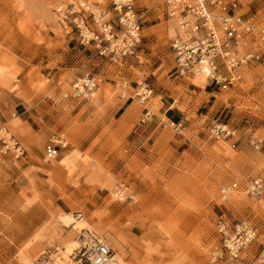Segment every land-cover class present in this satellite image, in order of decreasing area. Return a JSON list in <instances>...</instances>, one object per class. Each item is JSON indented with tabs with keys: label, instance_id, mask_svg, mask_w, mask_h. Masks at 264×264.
Here are the masks:
<instances>
[{
	"label": "rangeland",
	"instance_id": "1",
	"mask_svg": "<svg viewBox=\"0 0 264 264\" xmlns=\"http://www.w3.org/2000/svg\"><path fill=\"white\" fill-rule=\"evenodd\" d=\"M68 1L0 0V111L7 116L0 120V135L5 127L27 151L19 158L0 154V264H51L56 248L78 234L59 215L77 212L122 263L258 264L264 255V193L251 197L235 190L222 197L219 189L256 175L264 165V64L246 68L237 86L222 91L203 86L196 76L183 78L190 89L196 85L192 94L198 98L182 95L186 103H179L180 109L194 126L177 132L154 97L171 87L174 68L169 39L176 29L172 34L161 1H135L137 12L144 13L140 57L123 65L97 60L84 65L85 53L57 22L55 8ZM237 2L238 13L264 24V0ZM78 64L81 71L75 72ZM89 70L105 73L92 97L64 98L71 82ZM54 71L59 72L54 76ZM204 88L213 93L198 107L208 98ZM5 89L16 95L24 91L28 101L40 93L54 97L57 91V98L73 103L57 117L49 137L40 139L26 122L5 111ZM145 111L151 119L142 122ZM16 118L17 129L10 125ZM216 123L226 124L233 136L216 139L210 131ZM55 134L67 144L46 155ZM120 184L131 199L113 196ZM220 218L229 229L247 220L259 232L228 263L217 227ZM213 255L222 259L213 260Z\"/></svg>",
	"mask_w": 264,
	"mask_h": 264
},
{
	"label": "built area",
	"instance_id": "2",
	"mask_svg": "<svg viewBox=\"0 0 264 264\" xmlns=\"http://www.w3.org/2000/svg\"><path fill=\"white\" fill-rule=\"evenodd\" d=\"M104 1L106 3L103 5L96 1L91 5L85 3L80 6L69 2L56 11L62 17L63 30L66 34L72 33L79 49L85 53L84 65L94 60L123 65L129 58L139 59L138 48L143 37L141 19L144 13L137 12L136 0ZM160 1L163 14L176 25V33L169 39L174 77L187 78L200 74L206 79L205 86L222 91L237 86L246 68L264 64V24L256 21L253 15L238 13L237 0ZM239 46H243L241 50ZM82 64L74 66L75 72L81 71ZM104 78L103 71H82L71 82V91L66 92L63 97L88 100V96ZM260 81L264 84V75L260 77ZM114 83L117 86L118 83ZM124 85L121 83L120 87ZM142 85L145 91L151 92L147 83ZM144 117L142 122L150 121L149 111L145 112ZM169 124L177 132L183 127L181 121H170ZM226 127V124L216 123L211 125L210 131L215 138H230L234 131ZM64 146V137L53 135L45 146L46 155L57 152L58 148ZM231 147L234 148L235 143ZM259 147L260 145L255 144V148ZM26 153L17 139L3 133L0 135L1 155L19 158ZM49 160L46 157L43 162L47 163ZM233 190H242L251 197L261 196L264 193V165L254 176H242L223 184L219 193L226 197ZM117 194H123V198L119 196L120 200L132 198L124 186H119ZM217 227L223 235V251L229 256L223 257L226 263L237 257L259 235L257 226L247 220H240L229 229L225 220L220 218ZM69 256L73 264H121L111 245L96 234L79 235ZM221 256L213 255V260ZM261 260L259 264H262Z\"/></svg>",
	"mask_w": 264,
	"mask_h": 264
},
{
	"label": "crops",
	"instance_id": "3",
	"mask_svg": "<svg viewBox=\"0 0 264 264\" xmlns=\"http://www.w3.org/2000/svg\"><path fill=\"white\" fill-rule=\"evenodd\" d=\"M97 64L98 63H96V65ZM22 67H23L22 68L23 71H26L28 66H23L22 64ZM58 72L59 71H54L53 72L54 76L55 73ZM171 81H172L171 87H168L167 89L158 90V92H155L154 97L157 96L159 98L160 112L163 113V115L167 118V120L174 122L181 121L184 124L182 130H186L187 132H189L191 128L194 126L193 122L187 121L186 112L180 109L179 103L181 102H184V104L186 103V100L182 96L184 93L187 96L189 93L191 97L197 96L196 94H192V92L196 93L195 86L191 85L194 88L190 89L189 87L190 84L188 85L185 84L183 78H176L174 76ZM131 87L133 89L135 88V86L132 85ZM180 87H185V89H181ZM106 88L107 87H105L104 94L106 92L107 93L109 92L106 91ZM203 91L206 94H208V98L203 99L199 103L198 107L207 103L210 100V97L212 96L213 93V91H208L206 88H204ZM2 92H3L2 94H4L5 96H3L4 101L1 102L3 103L6 101V105H7V107L4 108L5 111L8 112V114H10L11 117L13 116L18 117L22 122H26L28 126L31 128L32 132L34 134H37L40 139H45L49 137V135L51 134V129H53L58 124L57 117L60 118L62 115H64V112H66L67 107H69L73 103V102H68V100L57 98L56 97L57 91L54 92L55 94L54 97H50V96L46 97L45 95H43V93L42 94L40 93V94H36L29 101L27 99L28 96L27 94H25L24 91H22L20 95H16L15 93H13L11 89H5ZM129 98H127L124 101V103L120 104L119 106L124 107V105H127L128 104L127 101H130ZM196 98H198V96ZM6 119L7 116L2 111H0V120L6 121ZM19 119L16 118L11 120L10 125L12 128L14 127L17 129V126L20 122ZM142 120L143 119H141V121ZM182 143H185V140H183ZM170 145L173 148V142H171ZM26 161L29 165L30 160H26Z\"/></svg>",
	"mask_w": 264,
	"mask_h": 264
},
{
	"label": "bare ground",
	"instance_id": "4",
	"mask_svg": "<svg viewBox=\"0 0 264 264\" xmlns=\"http://www.w3.org/2000/svg\"><path fill=\"white\" fill-rule=\"evenodd\" d=\"M96 1H99V3H100V5H103V3L102 2H105L104 0H93V1H90V0H70V1H68L67 3H69V2H71V3H75L77 6H80V5H85V3H87L88 5H91V3L92 2H96ZM66 3V4H67ZM65 3H62V4H59L56 8H55V12L57 11V9L58 8H63L65 5H66ZM105 4V3H104ZM56 15H57V22H59L58 24L60 25V26H63V22H61V21H63L62 20V17H61V15H59V14H57V12H56ZM169 20V22H170V29H171V33L173 34V28L176 26L174 23L175 22H173V20H170V19H168ZM169 28V27H168ZM175 33H176V31H175ZM174 33V34H175ZM262 45H264V43H262ZM252 46H254V44H252ZM240 47V50H241V48L243 47V46H239ZM173 56V55H172ZM83 61H84V59H82ZM115 67V66H114ZM244 72V71H243ZM197 77L196 79L197 80H199V81H201L202 82V84H203V86L205 85V82H206V79H205V77L203 76V75H200V74H195V75H193L192 77ZM188 78V77H187ZM101 84V83H100ZM99 84V85H100ZM123 84H124V82H123ZM118 85V84H117ZM201 86V85H200ZM99 87V86H98ZM96 91V90H95ZM94 91V92H95ZM107 91V90H106ZM94 92H92L89 96H88V98H90V97H92V95H93V93ZM149 92V91H148ZM145 94V93H144ZM106 95H107V93H106ZM143 99H145L144 97L142 98V100ZM140 104H142L141 102H140ZM1 131H2V133L5 135V136H7V137H12V138H14L12 135H10L9 134V132L7 131V129L5 128V127H3V128H1ZM56 135V134H55ZM57 136L58 137H64V136H62V135H58L57 134ZM15 139V138H14ZM64 139H65V146H66V144H67V142H66V138L64 137ZM216 139H222V138H216ZM23 146V145H22ZM64 146V147H65ZM24 147V146H23ZM55 153H56V151H55ZM51 155V154H50ZM74 171V170H73ZM72 172V170H70V172L69 173H71ZM119 186H123L122 184H120ZM119 186L116 188V190H115V192H114V197L116 198V199H118V200H120V198H123V194H120V195H118L117 194V189L119 188ZM233 191H235V190H233ZM232 192V191H231ZM119 196H120V198H119ZM59 220L61 221V222H63V223H65V225L66 226H72V227H75L76 229H78V234L76 235V237H75V239L74 240H71L70 242H68V243H66V245H65V247L64 248H62V247H58V248H56V250L51 254V264H73V261H72V259H71V257L69 256V253H70V250H71V247H72V245L77 241V238H78V236L79 235H85V236H87V235H90V234H93L94 235V233H93V226L92 225H90L86 220H85V218L83 217V215L82 214H79L78 212H77V214H61V215H59ZM58 220V221H59ZM96 228V227H95ZM97 229V228H96ZM116 253V252H115ZM116 256L118 257V259H119V261H120V263L121 264H126V263H122V261H121V259H120V257H119V255L116 253ZM264 257V255L262 256V258ZM261 260V259H260ZM262 261V264H264V258H263V260H261ZM259 264V263H258Z\"/></svg>",
	"mask_w": 264,
	"mask_h": 264
}]
</instances>
